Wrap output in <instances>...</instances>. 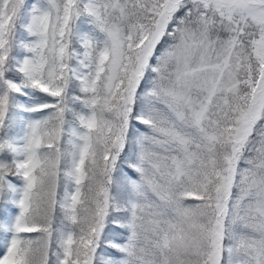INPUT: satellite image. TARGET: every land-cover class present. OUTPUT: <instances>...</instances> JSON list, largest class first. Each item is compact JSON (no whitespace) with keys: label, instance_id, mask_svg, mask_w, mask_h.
I'll list each match as a JSON object with an SVG mask.
<instances>
[{"label":"snow or ice","instance_id":"obj_1","mask_svg":"<svg viewBox=\"0 0 264 264\" xmlns=\"http://www.w3.org/2000/svg\"><path fill=\"white\" fill-rule=\"evenodd\" d=\"M0 264H264V0H0Z\"/></svg>","mask_w":264,"mask_h":264}]
</instances>
